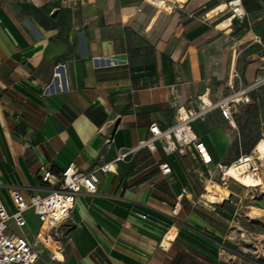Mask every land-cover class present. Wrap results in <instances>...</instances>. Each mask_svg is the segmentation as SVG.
I'll list each match as a JSON object with an SVG mask.
<instances>
[{
	"label": "crops",
	"instance_id": "0c3cea01",
	"mask_svg": "<svg viewBox=\"0 0 264 264\" xmlns=\"http://www.w3.org/2000/svg\"><path fill=\"white\" fill-rule=\"evenodd\" d=\"M228 1L0 0L1 201L12 210L9 186H39L41 165L115 164L98 172L96 193L75 197L54 264H259L230 238L235 186L222 202L195 187L206 166L247 155L237 108L232 123L218 109L193 123L207 165L192 146L137 147L150 124L177 121V106L195 107L203 93L216 100L234 72L247 82L264 67V0H233L234 15ZM24 215L21 234L34 239L40 222Z\"/></svg>",
	"mask_w": 264,
	"mask_h": 264
},
{
	"label": "built area",
	"instance_id": "2783aa9c",
	"mask_svg": "<svg viewBox=\"0 0 264 264\" xmlns=\"http://www.w3.org/2000/svg\"><path fill=\"white\" fill-rule=\"evenodd\" d=\"M156 7H165L166 0H145ZM233 15L237 13L235 1L227 2ZM240 14V13H238ZM56 65L55 67H57ZM57 74V73H53ZM236 80L228 82V90L216 100H209L206 93L198 95L199 104L195 107L185 108L177 106V121L161 129L156 123L149 125V136L139 141L137 147L153 149L155 143L159 142L165 153L173 151H183L184 147L192 146L197 149L201 160L207 165L210 157L203 145L199 142V137L193 129V123L203 120L212 110L218 109L221 116L232 123L233 114L237 105L250 102V93L256 88L264 85V67L261 72L247 82H242L240 75L233 74ZM129 152L122 153L116 157V161L123 159ZM249 155H240L232 164H237L243 158L245 161ZM222 165H217L220 172V183L226 188L231 181ZM160 174L163 176L171 172L170 165L163 161L158 165ZM206 166L209 179L216 170ZM115 170L114 162L99 165L90 170L79 169L74 162H70L58 172H53L45 166L39 167L40 185L36 187L9 186L8 193L13 206L12 210L7 209L0 199V264H34L43 247L50 248L48 242L52 239L61 250V241L57 238V229L69 218L74 207L75 197L83 193L93 194L97 191L99 181L98 172H112ZM30 190L28 197L23 193V189ZM35 190L44 191L43 195H37ZM233 194V193H231ZM235 195V194H233ZM182 194H179L178 198ZM178 203L173 208V214L177 213ZM31 210L40 222V229L35 234L34 239H28L25 234H16L10 229V222L15 227L21 229L26 226L24 213ZM143 218L145 215H141ZM42 227H44L42 229ZM42 247V248H41ZM56 257L53 252L51 258Z\"/></svg>",
	"mask_w": 264,
	"mask_h": 264
},
{
	"label": "rangeland",
	"instance_id": "374dc122",
	"mask_svg": "<svg viewBox=\"0 0 264 264\" xmlns=\"http://www.w3.org/2000/svg\"><path fill=\"white\" fill-rule=\"evenodd\" d=\"M256 65L254 63L251 69L256 67ZM237 110L234 115L240 121H243L244 134L246 137H250L246 144H242L241 150L243 153L253 157L249 161L251 169L264 179V159H258L256 155L252 154L255 144L259 139L264 138V85L251 91L250 102L244 108H240L238 105ZM199 177L200 180L197 181L196 179L195 181V187L203 195L206 192L205 187L208 185L215 183L222 186L220 183V172L217 169L211 179H209V175L205 170ZM231 184L236 187L231 186L236 192V195H232L236 212L232 219L231 236H229L239 253H246L252 256L259 264H264V186L244 187L232 178L229 186ZM227 197L229 198V193ZM203 199L206 200L207 197L204 195ZM62 226L55 231L57 238L61 241V250L58 251H62V248L67 249L69 245V240L61 229ZM10 229L16 234H21L22 232L12 222H10ZM52 254L53 252L50 248L43 247L39 256L43 259L47 257L48 262L50 261V264H54L55 261L49 260Z\"/></svg>",
	"mask_w": 264,
	"mask_h": 264
},
{
	"label": "bare ground",
	"instance_id": "6f19581e",
	"mask_svg": "<svg viewBox=\"0 0 264 264\" xmlns=\"http://www.w3.org/2000/svg\"><path fill=\"white\" fill-rule=\"evenodd\" d=\"M236 6V11L238 13L241 11V9L238 7L237 4ZM252 154L256 155V158L258 159H264V138L258 140V142L254 146ZM251 157L252 156L249 155L248 159L246 160H250ZM250 165L251 164L249 161H245V159L242 158L239 163L230 164L224 167V171L227 176L231 177L244 187L264 186V179H262L260 175L257 174V172H253ZM205 191L206 192L204 195L205 197H207L208 201L222 202V200L226 199L228 196V190L215 183L205 187ZM43 228L44 227H42V229ZM48 245L50 247V250L55 253L56 258H61L56 243L52 239L48 242Z\"/></svg>",
	"mask_w": 264,
	"mask_h": 264
}]
</instances>
